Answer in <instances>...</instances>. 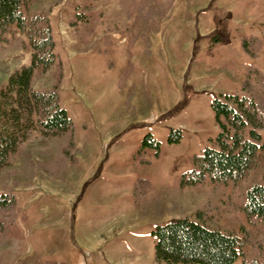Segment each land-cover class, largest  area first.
<instances>
[{"label": "rangeland", "instance_id": "374dc122", "mask_svg": "<svg viewBox=\"0 0 264 264\" xmlns=\"http://www.w3.org/2000/svg\"><path fill=\"white\" fill-rule=\"evenodd\" d=\"M158 1L166 14L150 25L136 10L128 16L133 0L32 1L30 14H50L64 65L61 103L80 153L61 177L38 171L30 179L22 159L0 173V191L17 186L22 229L21 237L0 232V264H169L156 257L153 230L199 220L201 210L243 237L244 255L264 248V218L240 209L247 185L264 180V149L238 185L179 183L219 132L213 99L240 92L248 74L264 84V0ZM5 46L0 84L31 57L17 29ZM54 70L36 68L33 87H52ZM148 133L158 147L144 144Z\"/></svg>", "mask_w": 264, "mask_h": 264}, {"label": "trees", "instance_id": "16d2710c", "mask_svg": "<svg viewBox=\"0 0 264 264\" xmlns=\"http://www.w3.org/2000/svg\"><path fill=\"white\" fill-rule=\"evenodd\" d=\"M32 1L0 0V57L14 29L27 37L31 48L30 61L14 69L0 84V173L22 159L30 179L38 171L61 177L69 164L79 161L80 148L74 119L61 103L64 65L56 52L50 14H30ZM133 1L136 9L126 7L128 16L132 17L136 10L143 25H150L166 14L158 0ZM146 40L151 43L150 39ZM15 43V46H25L24 38H17ZM243 46L248 54L258 55L247 40L243 41ZM52 67L55 68L53 86L35 89L32 85L35 69L47 71ZM212 107L219 132L212 144L193 156L194 167L180 178L182 185L206 182L214 188L223 184L238 185L257 166L264 149V84L256 85L248 74L240 92L214 98ZM173 133L178 136L171 135L170 140L178 141L181 130L173 129ZM148 141L159 145L152 133L146 135L144 144ZM42 155L47 159L39 160L38 156ZM16 187L2 185L0 232L21 237ZM240 209L248 219L264 218V180H254L247 185ZM204 211L199 213V220L179 217L156 226L153 233L158 260L169 264H264V248L250 256L244 255L243 237L208 222ZM240 257L242 262L237 263Z\"/></svg>", "mask_w": 264, "mask_h": 264}]
</instances>
